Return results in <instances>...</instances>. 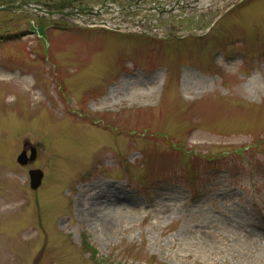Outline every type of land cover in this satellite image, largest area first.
Instances as JSON below:
<instances>
[{
  "label": "rangeland",
  "instance_id": "374dc122",
  "mask_svg": "<svg viewBox=\"0 0 264 264\" xmlns=\"http://www.w3.org/2000/svg\"><path fill=\"white\" fill-rule=\"evenodd\" d=\"M215 11L168 38L0 13V264H264V0Z\"/></svg>",
  "mask_w": 264,
  "mask_h": 264
},
{
  "label": "flooded vegetation",
  "instance_id": "af4514ba",
  "mask_svg": "<svg viewBox=\"0 0 264 264\" xmlns=\"http://www.w3.org/2000/svg\"><path fill=\"white\" fill-rule=\"evenodd\" d=\"M99 1L102 5L105 0H95V2ZM44 3L47 6H51L53 4L58 5L55 10L63 9L61 13L58 14L60 18L68 19L71 16H81L82 14H88L90 10L93 8L92 3H88V1L84 0H76V2H72L71 4L67 0H0V12L5 15L15 16V15H28V16H45V14L39 15L34 10V4ZM136 0H114L113 5L119 6L121 11L127 10L129 13L123 12L125 16L130 17L134 16L135 12H139L140 7H144V2L136 4ZM97 5V4H96ZM143 9V8H141ZM51 12V8L49 9ZM159 12H162L159 9ZM46 17V16H45Z\"/></svg>",
  "mask_w": 264,
  "mask_h": 264
},
{
  "label": "water",
  "instance_id": "95a60500",
  "mask_svg": "<svg viewBox=\"0 0 264 264\" xmlns=\"http://www.w3.org/2000/svg\"><path fill=\"white\" fill-rule=\"evenodd\" d=\"M26 144L24 145V150L22 152V155H20L17 159L18 164L21 166H27L28 164L33 163L36 160L37 157V152L35 148L31 147L30 148V156L29 158L27 157V152H26ZM29 177H30V184L31 188L33 190H36L39 188L41 185L42 179H43V173L39 170H33L29 172Z\"/></svg>",
  "mask_w": 264,
  "mask_h": 264
},
{
  "label": "bare ground",
  "instance_id": "6f19581e",
  "mask_svg": "<svg viewBox=\"0 0 264 264\" xmlns=\"http://www.w3.org/2000/svg\"><path fill=\"white\" fill-rule=\"evenodd\" d=\"M230 1H231V0H229V2H230ZM249 5H250V4H249ZM153 85H154V84H153ZM150 89H151L152 91H154L155 87L151 85V86H150ZM105 103H106V101H102V102H101V104H105ZM101 186H104L105 189H108V186H107V185H103V184H102ZM95 188H96V187H95ZM98 214H99L100 216H102L103 218H107V217H109V214H110V213L99 212ZM95 216L97 217L96 213H95Z\"/></svg>",
  "mask_w": 264,
  "mask_h": 264
},
{
  "label": "trees",
  "instance_id": "16d2710c",
  "mask_svg": "<svg viewBox=\"0 0 264 264\" xmlns=\"http://www.w3.org/2000/svg\"><path fill=\"white\" fill-rule=\"evenodd\" d=\"M88 245H89L88 243H85V247H86L87 249H91L90 246H88Z\"/></svg>",
  "mask_w": 264,
  "mask_h": 264
}]
</instances>
